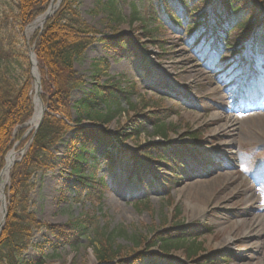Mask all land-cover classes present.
Returning <instances> with one entry per match:
<instances>
[{
	"label": "rangeland",
	"instance_id": "374dc122",
	"mask_svg": "<svg viewBox=\"0 0 264 264\" xmlns=\"http://www.w3.org/2000/svg\"><path fill=\"white\" fill-rule=\"evenodd\" d=\"M113 1L121 14L117 25L109 22L98 0H78L82 17L112 46L96 42L82 60L75 62V70L86 85L71 93V103L83 98L96 82L121 80L123 86L135 84L130 104L137 106L139 114L160 118L165 136L157 135L156 125L141 118L139 136L125 142L118 139L113 146L100 144L94 154L96 161L91 160L86 166L88 170L97 166L94 182L101 180L105 185L99 201L96 191L89 197H77L75 178L65 159L68 143L74 138L73 132L68 133L53 151V168L31 179L34 189L30 211L44 224H64L90 216L101 228L108 226L110 231L124 232L117 235L115 242L123 248L126 260L139 252L150 258L151 264H190L179 250L164 254L159 245L148 250L134 248L133 235L151 239L155 233L167 235L168 231L181 233L189 244L197 246L204 264H264V212H249L253 217L252 230L256 227L254 234L243 235L248 233V229H243L244 233L229 246H216L228 236L229 226L241 225L242 213L257 206L249 190L264 186V143L260 140L264 123L238 120L240 114L264 113V52L257 53L250 40L237 38L231 31L227 40L217 41L215 23L210 19L200 31L203 45L194 44L191 20L185 19L188 0H169L165 14H159L158 25L148 15L151 0ZM209 8L201 6L206 17ZM135 10L145 20L144 25L131 22ZM177 19H181L180 25ZM9 24L13 25V19ZM20 37L21 46H25V32ZM7 40L14 46L12 38ZM11 49L7 41L6 52ZM12 67V78L19 80L30 72V60L22 59L17 52ZM217 98L223 99L230 107L228 115L234 117L236 130L230 136L222 132V121L211 122L222 114L216 106ZM237 106L248 110L240 113ZM130 107L127 102L122 105L126 113L119 121L125 127L135 115ZM118 123L106 127L109 134H116ZM145 151H159L168 162L136 158ZM24 153L18 151V158ZM139 164L144 166V172L137 175L134 170ZM223 174L236 181V187L225 196L231 199L229 202L216 206L211 195L205 196L202 204L191 198L195 189L187 185L197 180L212 185L214 178ZM222 181L212 185L213 193L226 189L228 182ZM141 202H147L148 208ZM258 202L264 207V195L259 194ZM93 240L89 233L77 247H61L54 253L50 247L58 241L43 228L33 233L32 244L44 246L45 264H99ZM24 257L43 258L34 247Z\"/></svg>",
	"mask_w": 264,
	"mask_h": 264
},
{
	"label": "trees",
	"instance_id": "16d2710c",
	"mask_svg": "<svg viewBox=\"0 0 264 264\" xmlns=\"http://www.w3.org/2000/svg\"><path fill=\"white\" fill-rule=\"evenodd\" d=\"M185 19L191 20V33L194 35V44L204 42L200 31L209 19L201 6H213L210 18L214 20V33L217 41L227 40L228 31L237 38L254 36V47L260 52L264 51V0H188ZM51 0H5L0 5V170L5 163V157L13 148L16 141H21L23 148L30 140H22L27 132L24 125L34 113L33 80L29 73L18 79L12 78L14 73L13 58L19 56L27 60L26 50L21 46L22 34L25 28L35 19L44 14ZM149 17L158 25L159 14L169 6V0H151ZM109 19L116 25L121 22V14L113 0L103 2L98 0ZM167 11V10H166ZM208 15V14H207ZM13 19V25L9 20ZM133 23L145 24V20L133 13ZM178 25L181 19H177ZM160 24V23H159ZM12 26V27H10ZM221 27V28H219ZM11 34L14 36L12 37ZM102 34L87 23L79 10L78 0H62L57 12L47 20L43 30L36 31L31 39L34 52L41 73L43 89L42 99L47 107L43 123L35 134L33 141L22 160L16 163L10 171V182L6 189L7 215L5 225L0 234V264H45L44 246L33 245V233L46 229L58 243L50 248L57 252L61 247H77L81 240L89 233L94 236L92 242L94 254L99 264H151L150 258L143 253H133L131 260H126L124 250L115 242L119 233L110 231L109 227L101 228L98 221L85 216L64 224H44L30 211V197L34 189L31 182L33 175L45 174L53 168L55 148L63 138L73 132L74 138L68 143L65 153L66 164L69 165L71 175L75 178V192L80 198L83 194L89 197L96 191L100 201L102 197L103 181L94 182L98 167L90 170L86 167L89 162L96 161L94 156L98 146L104 144L113 146L114 141H127L132 136H139L141 118L152 122L157 127L156 134L165 136V126L157 116H146L138 113V108L130 104L131 95L135 93V84L123 86L121 80L105 83H93L85 92L84 97L71 103V93L82 89L86 84L74 67L76 61L82 60L86 50L96 42L107 43L108 39L100 37ZM222 35H225L222 36ZM13 39L14 46L9 40ZM7 41L12 49L6 52ZM127 55L128 54V51ZM122 78V77H121ZM124 102L131 105L134 116L127 120V126L120 123L125 110ZM115 121L119 122L116 134L111 135L106 130ZM89 122L93 127H82ZM105 128H97V127ZM15 130V140L13 139ZM131 130L130 133L127 131ZM79 145V146H78ZM123 153V152H120ZM124 157L127 154L123 153ZM147 162H168L163 153L140 152ZM132 157V156H130ZM133 158V157H132ZM132 172V170H130ZM144 172L142 165H137L134 173L140 175ZM148 208L147 202H141ZM134 248L146 250L159 245L161 252L169 254L181 251L184 260L190 264H204L198 257L199 248L189 244L179 232L155 233L148 239L141 234L131 237ZM31 247H34L43 256L37 260H28L24 256ZM183 264V263H180Z\"/></svg>",
	"mask_w": 264,
	"mask_h": 264
},
{
	"label": "bare ground",
	"instance_id": "6f19581e",
	"mask_svg": "<svg viewBox=\"0 0 264 264\" xmlns=\"http://www.w3.org/2000/svg\"><path fill=\"white\" fill-rule=\"evenodd\" d=\"M60 1L61 0H53L52 5H51L50 9L47 11V13L44 16L37 19L30 27H28L26 29L25 36L28 40L31 37H33L35 32L38 29H40L42 27V25L44 24V22L53 14V12L57 9ZM30 62L32 65V72L36 78V83H37V81L39 80L40 74L38 71L36 58L33 54L30 56ZM197 66L198 65H196V67ZM231 88H233V87L231 86ZM37 91H38V94L35 96V100H34V114L31 118V120L27 124L28 129H29L28 134L33 132L39 126V124L42 120L43 114H44V105L39 98L40 89L37 88ZM217 100L218 101L216 103V106L219 108V110L222 111V114L218 115L217 118L212 120L211 122L222 121L224 123V125L221 127L222 132H224V134L226 136H230L231 133L235 132V130H236L234 125H233L234 117L231 115L230 116L228 115L229 113H231L230 107L225 104L223 99L217 98ZM235 109L239 110L240 113L241 112L245 113L248 110L247 108H243L241 106H237V107H235ZM239 119L240 120L243 119V121L248 123V124L252 123V122L264 123V113H259L257 115H253V116L250 114L244 115V116H243V114H240L238 116V120ZM260 140L264 143V136H262V138ZM20 143L21 142H16L15 145L13 146L12 150L7 154V156L5 157L4 167L0 172V230H1V226H2V220H3L5 204H6L5 190L7 187L6 185L9 181V172H10L13 164L17 160H19L22 156L21 155L18 158V151L22 150L20 148ZM22 151H24V150H22ZM254 179L257 180L258 176H254ZM230 180L231 179L229 178V176L227 177L224 174L223 175H217L216 178H214L213 182L216 183L218 181H222V182L227 181L228 184L226 186V189L223 190V189L219 188L218 191H215L214 193L212 192V188H213L212 185H214L215 183H213L212 185H209V184L203 183L202 181L197 180V181H194L191 184L187 185L186 187L191 188V189H195V191L191 194L192 195L191 198L195 199V201L197 200L196 202L200 201V203L202 204L205 202V196L211 195L212 200L216 203V206H218L224 202H229L231 200L229 198L226 199L225 196L231 191V189H234L236 187V181H234V180L230 181ZM220 183H218V184H220ZM249 192L251 194H254V196H253L254 199L252 200V202H256L257 206L253 207L251 209H248V211L242 213L241 217H243L244 219L241 222V225L237 226L236 228H232V226H229L227 228V232L229 229L228 236L223 237L222 240L220 242H218V244L216 246H219V247L229 246L230 243L234 239H236L238 236H240L241 234L244 233L243 229H248V233H245L243 235H250L252 233L254 234L256 227L254 228V230H252L253 217L251 216V213H249V212H253V211H256L257 213L264 212V207L261 206V204L258 202L259 194L264 195V186H260V187L254 186V187H252V189L249 190ZM193 194H195V195L193 196ZM239 194H241V193H239ZM237 195H238V193H237ZM254 208H256V209L253 210Z\"/></svg>",
	"mask_w": 264,
	"mask_h": 264
},
{
	"label": "water",
	"instance_id": "95a60500",
	"mask_svg": "<svg viewBox=\"0 0 264 264\" xmlns=\"http://www.w3.org/2000/svg\"><path fill=\"white\" fill-rule=\"evenodd\" d=\"M26 46H27V49H28L29 55H31L33 52H31L30 46H29V44H28V41H26ZM38 88H40V84H39V82H38ZM45 112H46V108H44V113H45ZM43 117H44V114H43ZM43 117H42V120H41L39 126L37 127L36 131H37L38 128L41 126L42 121H43ZM5 216H6V210L4 211V217H3V224H2V226H3L4 223H5Z\"/></svg>",
	"mask_w": 264,
	"mask_h": 264
}]
</instances>
